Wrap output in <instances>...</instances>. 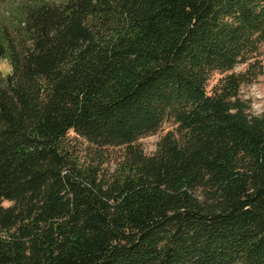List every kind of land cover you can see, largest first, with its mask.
Segmentation results:
<instances>
[{"label":"trees","instance_id":"16d2710c","mask_svg":"<svg viewBox=\"0 0 264 264\" xmlns=\"http://www.w3.org/2000/svg\"><path fill=\"white\" fill-rule=\"evenodd\" d=\"M263 42L264 0H0V264H264Z\"/></svg>","mask_w":264,"mask_h":264},{"label":"rangeland","instance_id":"374dc122","mask_svg":"<svg viewBox=\"0 0 264 264\" xmlns=\"http://www.w3.org/2000/svg\"><path fill=\"white\" fill-rule=\"evenodd\" d=\"M251 60H257L259 69L256 75L248 82H244L238 91V98L241 102L240 111L249 120L259 118L264 115V42L261 45L260 52L254 55ZM0 66L6 69L7 63L2 60ZM247 67V63H238L234 70L239 71ZM218 73L214 72L210 82H214L218 77ZM168 124H165L155 133H151L139 138V142L143 150L147 154H151L157 147V141L161 134L166 130ZM85 143V142H84Z\"/></svg>","mask_w":264,"mask_h":264}]
</instances>
